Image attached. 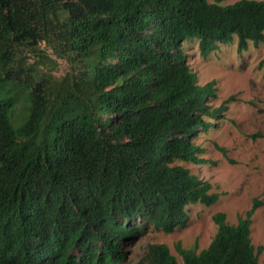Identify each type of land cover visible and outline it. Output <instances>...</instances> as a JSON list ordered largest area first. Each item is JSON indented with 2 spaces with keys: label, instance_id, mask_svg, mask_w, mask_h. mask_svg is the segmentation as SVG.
Here are the masks:
<instances>
[{
  "label": "trees",
  "instance_id": "trees-1",
  "mask_svg": "<svg viewBox=\"0 0 264 264\" xmlns=\"http://www.w3.org/2000/svg\"><path fill=\"white\" fill-rule=\"evenodd\" d=\"M0 0V264H122L130 237L187 224L211 205L200 131L222 108L184 44L264 41V0ZM42 40L68 59L62 78L27 63ZM26 56V53H25ZM259 204L210 244L176 245L183 264H260ZM140 264H180L152 243Z\"/></svg>",
  "mask_w": 264,
  "mask_h": 264
},
{
  "label": "rangeland",
  "instance_id": "rangeland-1",
  "mask_svg": "<svg viewBox=\"0 0 264 264\" xmlns=\"http://www.w3.org/2000/svg\"><path fill=\"white\" fill-rule=\"evenodd\" d=\"M184 46L199 84L213 83L216 90V97L207 104L223 109L219 119L213 115L204 117L210 126L198 134L197 143L204 147L202 156L208 162L188 165L203 180L211 182L212 192L219 198L211 205L190 204L187 224L173 232L148 228L140 236L130 237L124 245L128 254L122 264H140L152 243L167 244L183 264L176 248L178 243L196 251L206 248L218 229L213 220L215 213L224 212L227 222L236 224L238 215H245L255 201L259 204L252 216L251 236L256 250L262 247L259 262L264 264V41H249L245 50H239L235 38L219 44L206 57L199 52L198 40H190ZM25 57L37 70L56 78L72 70L68 59L58 54L49 41L42 40L33 50L27 49Z\"/></svg>",
  "mask_w": 264,
  "mask_h": 264
}]
</instances>
